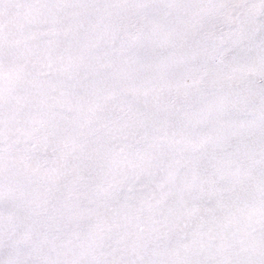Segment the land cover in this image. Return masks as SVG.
Returning <instances> with one entry per match:
<instances>
[{
	"label": "snow or ice",
	"instance_id": "1",
	"mask_svg": "<svg viewBox=\"0 0 264 264\" xmlns=\"http://www.w3.org/2000/svg\"><path fill=\"white\" fill-rule=\"evenodd\" d=\"M0 264H264V0H0Z\"/></svg>",
	"mask_w": 264,
	"mask_h": 264
}]
</instances>
